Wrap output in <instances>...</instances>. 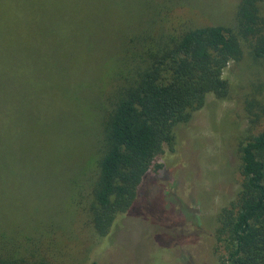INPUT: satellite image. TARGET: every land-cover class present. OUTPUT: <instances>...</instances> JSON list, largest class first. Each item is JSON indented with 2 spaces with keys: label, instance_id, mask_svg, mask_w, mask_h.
<instances>
[{
  "label": "rangeland",
  "instance_id": "374dc122",
  "mask_svg": "<svg viewBox=\"0 0 264 264\" xmlns=\"http://www.w3.org/2000/svg\"><path fill=\"white\" fill-rule=\"evenodd\" d=\"M164 2L14 0L2 8L0 226L36 238L37 228L57 225L66 252L56 256L60 264L222 263L216 217L240 189L238 140L264 128L251 130L244 110L246 99L264 100V58L253 55L255 38L239 34L240 0H171L174 9L161 22L151 13L153 3ZM258 15L264 27V0ZM183 21L237 35L242 58L222 73L229 97L208 95L187 123L174 127L173 148L154 159L131 209L98 237L80 227L75 211L99 154L97 92L72 87L74 80L98 82L109 74L123 31Z\"/></svg>",
  "mask_w": 264,
  "mask_h": 264
},
{
  "label": "trees",
  "instance_id": "16d2710c",
  "mask_svg": "<svg viewBox=\"0 0 264 264\" xmlns=\"http://www.w3.org/2000/svg\"><path fill=\"white\" fill-rule=\"evenodd\" d=\"M10 1L14 2L0 0L1 25L2 8ZM260 1L240 0L236 16L239 34L255 38L253 55L261 59ZM153 6L151 16L158 15L161 22L174 9L171 0ZM147 26L123 31L118 56L106 64L109 74L101 73L98 82L94 77L77 78L72 86L97 92L99 154L94 174L85 189L81 186L75 211L81 217L80 227L91 228L98 237L107 236L115 220L131 209L154 159L164 147L173 148L174 127L187 123L208 95L218 100L229 97L230 86L222 73L230 62L242 58L239 39L228 28L196 27L187 21L173 28L163 23L157 30ZM244 110L251 130L264 125L263 99H246ZM237 151L240 189L216 217L215 236L224 253L221 264H264V128L240 138ZM49 224L36 229L40 232L36 238L0 226V264H60L56 256L66 252L60 251L57 225ZM41 233L48 235L45 241Z\"/></svg>",
  "mask_w": 264,
  "mask_h": 264
}]
</instances>
